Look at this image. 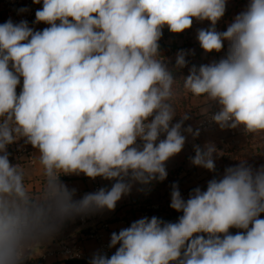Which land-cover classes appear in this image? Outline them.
<instances>
[{
	"label": "clouds",
	"instance_id": "9594fccd",
	"mask_svg": "<svg viewBox=\"0 0 264 264\" xmlns=\"http://www.w3.org/2000/svg\"><path fill=\"white\" fill-rule=\"evenodd\" d=\"M226 4L42 0L34 23L49 27L0 24V264H23L69 219L114 210L133 182L166 179L165 162L183 149L189 119L184 113L171 124L178 81L185 95L219 105L210 119L222 130L242 126L264 136V0H249L226 31H217ZM194 18L210 21L197 33L206 53L220 52L224 41L228 51L176 80L158 41L165 26L182 33ZM186 55L177 54V68L187 65ZM184 131L199 136L191 126ZM21 139L38 150L32 160L44 177L39 190L25 167L9 160L7 146ZM215 151L197 146L193 165L214 171ZM80 173L116 182L74 201L75 190L60 176ZM170 207L183 213L178 222L138 219L111 234L109 247L120 246L110 258L97 253L91 264H264V166L229 167L186 201L173 184ZM231 228L243 231L233 235Z\"/></svg>",
	"mask_w": 264,
	"mask_h": 264
},
{
	"label": "crops",
	"instance_id": "0c3cea01",
	"mask_svg": "<svg viewBox=\"0 0 264 264\" xmlns=\"http://www.w3.org/2000/svg\"><path fill=\"white\" fill-rule=\"evenodd\" d=\"M249 0H227L226 11L224 16L216 25L217 31H226L234 17L245 10ZM33 6H40L31 2ZM27 8V7H22ZM21 9V8H20ZM28 9V8H27ZM26 12L11 13L6 10L3 1L0 0V24L11 19L14 23H19L25 16ZM47 25L46 27H49ZM45 27V28H46ZM211 27L210 21H198L193 19V25L190 29L182 33H172L165 26L162 30V37L158 41L160 57L164 59L168 69L172 72L174 79L181 80L189 74L190 68L195 65L197 68L202 64H209L213 61H219L224 58L228 51L229 42L224 41V47L220 52L206 53L200 46L197 39L199 29H208ZM185 51L187 55L185 59L187 65L183 68L176 67V57L181 51ZM174 88L180 93L178 99L174 102L176 115L171 124L180 122L182 114L186 113L189 119L184 120L182 124V134L185 136V144L180 153L169 158L165 162L167 177L163 181L153 180L148 185H141L139 182H133L132 188L127 195L122 196L117 202L114 210L107 209L91 213L93 218L86 224L80 223V216L69 219L64 222L59 231L51 238L44 240L39 248V251L26 259L23 264H66V259L56 252L63 245L77 244L87 255V259H91L94 254L99 252V241L89 237V233L97 230L104 222H107L109 227L102 230L103 239L109 244L111 242V234L119 233L120 230L130 227V225L141 219L139 202L143 204H153L160 201L163 196L169 195L172 192V185L176 184L180 192L189 191L190 193L200 188L201 191H206L207 184L212 179H221L225 174V170L229 167H235L244 162L246 166H250L254 171L259 170L264 166V136L252 135L245 133L243 127H238L234 132L228 128L221 129L218 124L208 129H200L199 121L201 117L209 112L219 110V105L210 102L203 105L200 99L193 97L191 94L185 95L182 89V81H178ZM17 94L19 88L17 86ZM207 108V113H203L202 109ZM192 127L193 132L199 130V136L194 137L192 134L184 131V129ZM207 144L214 145L216 151L213 153L215 170L209 171L200 166H195L192 163V158L195 156V149L198 146L202 150ZM34 156H37L38 150L34 149ZM21 163L29 173L30 179L28 182L33 186L34 190H39L42 187L44 177L42 170L34 162V164ZM16 164V163H13ZM96 180H100L106 184L107 190H110L115 180H106L102 177L95 179L87 177L85 174L79 175H61L60 182L64 184L69 191L75 190L73 195L74 201H79L83 198V194L87 192ZM165 215L168 217H177L183 215L174 209L165 210ZM261 218V216H260ZM120 245L117 244L111 247L114 254ZM55 252V254H50Z\"/></svg>",
	"mask_w": 264,
	"mask_h": 264
},
{
	"label": "built area",
	"instance_id": "2783aa9c",
	"mask_svg": "<svg viewBox=\"0 0 264 264\" xmlns=\"http://www.w3.org/2000/svg\"><path fill=\"white\" fill-rule=\"evenodd\" d=\"M4 6H6V10L18 14V10L22 7H27L28 11L25 14V16L22 18V20H26L30 27H32L36 31H42L47 24L45 23H34L35 21V12L38 9L42 8V0L40 3V6L36 7L31 4L33 0H2ZM19 93L22 90V78L21 83L18 85ZM218 110L209 112L205 116H203L199 121V128L201 129H208L213 127L216 123L213 122L210 117L213 113H215ZM237 129V128H236ZM236 129H229L231 132H234ZM166 135H161L160 139H165ZM137 143H141L139 140ZM7 151L10 154L9 160L11 163H26V164H34V161L32 160V157H34V150L30 144H25L23 139L7 146ZM104 188L107 190L106 184L104 182H101L100 180H96L93 184V186L83 194V197L85 194L88 193H95L99 189ZM182 198L186 201L189 196V191H184L181 193ZM171 204V195L168 197L162 198L160 201L153 203V204H143L142 211H141V217H148L151 218L153 216H156L160 218L161 220L165 222H178V218L168 217L165 215V210H171L170 207ZM93 218L92 214L82 215L79 217L81 224L88 223ZM109 227L107 222H104L101 227L97 230H94L93 232L89 233V237L95 238L99 241V252L98 254L105 255L106 257L110 258L113 253L111 250V247H109V243L103 239V233L102 230H105ZM231 234H236L237 232L243 231L242 229H236L231 228L230 230ZM57 254L63 256L65 259H87V255L85 252L81 249V247L77 244L73 245H63L60 247V249L56 252ZM50 254H55V252H51ZM93 258V257H92ZM89 259V261L92 260Z\"/></svg>",
	"mask_w": 264,
	"mask_h": 264
},
{
	"label": "trees",
	"instance_id": "16d2710c",
	"mask_svg": "<svg viewBox=\"0 0 264 264\" xmlns=\"http://www.w3.org/2000/svg\"><path fill=\"white\" fill-rule=\"evenodd\" d=\"M66 264H91V261L86 260V259H66Z\"/></svg>",
	"mask_w": 264,
	"mask_h": 264
},
{
	"label": "rangeland",
	"instance_id": "374dc122",
	"mask_svg": "<svg viewBox=\"0 0 264 264\" xmlns=\"http://www.w3.org/2000/svg\"><path fill=\"white\" fill-rule=\"evenodd\" d=\"M201 118H202V117H201ZM200 129H201V128H200ZM169 195H171V194H169ZM169 195L167 194V195L163 196V198L168 197ZM143 203H144V201H142V200H141V202L137 203V204H141V205H140V211H142ZM260 216H261V219H264V213H261Z\"/></svg>",
	"mask_w": 264,
	"mask_h": 264
}]
</instances>
